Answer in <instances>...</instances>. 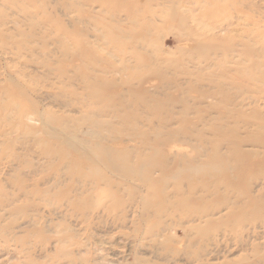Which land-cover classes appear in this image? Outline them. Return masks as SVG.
Listing matches in <instances>:
<instances>
[{"label":"rangeland","instance_id":"obj_1","mask_svg":"<svg viewBox=\"0 0 264 264\" xmlns=\"http://www.w3.org/2000/svg\"><path fill=\"white\" fill-rule=\"evenodd\" d=\"M0 264H264V0H0Z\"/></svg>","mask_w":264,"mask_h":264},{"label":"bare ground","instance_id":"obj_2","mask_svg":"<svg viewBox=\"0 0 264 264\" xmlns=\"http://www.w3.org/2000/svg\"><path fill=\"white\" fill-rule=\"evenodd\" d=\"M67 143L72 148H76V149L86 148L85 142L83 140H76L70 137L69 139L66 140V144ZM93 150H94L93 155H95L99 161L106 164L112 171L118 172L124 176L135 177L136 175L138 180L144 182L151 180V174L149 172L153 166V161L148 162V161L140 160L138 161V165L133 166V165H128L131 164L132 161L126 155L127 152L125 151L126 152L125 153L118 147L101 146L100 144H96ZM88 152H86L85 154L89 155ZM125 165H127V168ZM214 167L215 166L213 164L191 165L187 167H182L175 170L172 173L173 175L172 177L176 179L179 178V176H191L193 174H199V173H203L206 175L207 173H211L213 170H215ZM93 171L99 172V168L95 165L93 166ZM66 234H68V232H66Z\"/></svg>","mask_w":264,"mask_h":264}]
</instances>
